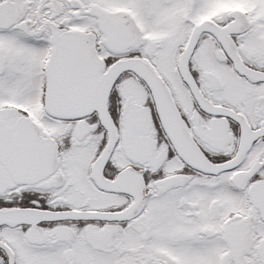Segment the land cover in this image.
<instances>
[{"label": "snow or ice", "instance_id": "obj_1", "mask_svg": "<svg viewBox=\"0 0 264 264\" xmlns=\"http://www.w3.org/2000/svg\"><path fill=\"white\" fill-rule=\"evenodd\" d=\"M0 264H264V0H0Z\"/></svg>", "mask_w": 264, "mask_h": 264}]
</instances>
